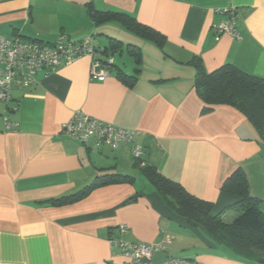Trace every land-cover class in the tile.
I'll use <instances>...</instances> for the list:
<instances>
[{
	"label": "crops",
	"instance_id": "1",
	"mask_svg": "<svg viewBox=\"0 0 264 264\" xmlns=\"http://www.w3.org/2000/svg\"><path fill=\"white\" fill-rule=\"evenodd\" d=\"M235 10L240 38L217 36L214 25ZM125 14L165 37L163 47L129 30L117 18L96 24L92 14ZM0 35L54 43L60 35L115 51L104 82L90 78L92 59L38 74V84L16 90L8 106L18 126L5 129L0 103V264H125L110 246L112 232L131 242L171 241L154 253L161 264L178 257L192 264H259L244 259L203 226L178 216L135 165L129 148L88 145L62 133L76 111L134 129L145 163L213 203L212 215L232 223L239 198L224 192L241 168L264 213V141L229 105L206 106L196 88L197 63L208 72L231 64L264 79V0H0ZM96 36V39H95ZM141 72L133 86L118 73ZM126 46V48H124ZM119 174L134 182L111 183L82 200L53 205L96 178ZM142 177V178H141ZM145 179V180H143ZM135 198V200H133ZM128 233L120 234L119 226Z\"/></svg>",
	"mask_w": 264,
	"mask_h": 264
},
{
	"label": "trees",
	"instance_id": "2",
	"mask_svg": "<svg viewBox=\"0 0 264 264\" xmlns=\"http://www.w3.org/2000/svg\"><path fill=\"white\" fill-rule=\"evenodd\" d=\"M110 18H117L129 30L163 47L165 41L163 35L128 15L97 12L92 14L96 24ZM129 47L130 53L138 56L139 68L136 69L134 76L120 72L118 77L129 86H133L141 72V59L139 48L133 45ZM116 48L115 44H111L109 48H105L104 54H108L110 50L115 51ZM196 66V92L207 106L203 112H208L217 105L232 106L246 116L264 141V79L246 74L231 64L213 72H208L200 61ZM134 160L142 174L154 185L167 205L178 216L203 226L210 235L238 256L264 264V213L260 209L259 199L251 195L247 177L241 168L229 176L222 186L224 192L239 198L234 208L240 212V215L232 223H226L221 214L215 216L211 214L214 207L212 202L191 195L182 185L166 178L156 167L145 163L144 160ZM123 182L132 183L134 179L119 174L104 175L96 178L86 189L76 194L49 202L57 206L73 204L99 187ZM112 236L114 232L111 233L110 238Z\"/></svg>",
	"mask_w": 264,
	"mask_h": 264
},
{
	"label": "built area",
	"instance_id": "3",
	"mask_svg": "<svg viewBox=\"0 0 264 264\" xmlns=\"http://www.w3.org/2000/svg\"><path fill=\"white\" fill-rule=\"evenodd\" d=\"M229 16L227 20L214 25L217 36L229 34L240 38L236 28L237 16L235 10H224ZM104 48L95 46L94 36L90 35L81 41H73L66 35H60L50 44L36 40H24L22 37L9 38L0 35V103L6 105L3 111L5 129L11 131L18 126L9 118L11 111L18 106L9 107L14 100L16 90H28L38 84V74L42 71L53 72L58 68L69 66L83 57L92 59L90 78L93 81L104 82L114 65V58H96L98 53H104ZM62 133L82 144L107 146L112 150L129 148L136 160L143 161L146 154L137 137L142 133L116 124L103 121L82 111H76L72 118L63 124ZM119 233H128L127 226L120 225ZM171 241L166 237L160 243L144 244L131 242L123 237L109 238L111 249L126 258L125 264H158L153 261L156 252L165 249V244ZM161 264H192L190 261L178 257L168 258Z\"/></svg>",
	"mask_w": 264,
	"mask_h": 264
},
{
	"label": "rangeland",
	"instance_id": "4",
	"mask_svg": "<svg viewBox=\"0 0 264 264\" xmlns=\"http://www.w3.org/2000/svg\"><path fill=\"white\" fill-rule=\"evenodd\" d=\"M95 39H96V36H95ZM124 48H126V46H124ZM142 178V177H141ZM143 180H145V179H143Z\"/></svg>",
	"mask_w": 264,
	"mask_h": 264
}]
</instances>
